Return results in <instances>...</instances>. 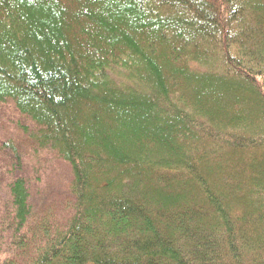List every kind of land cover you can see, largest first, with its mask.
Here are the masks:
<instances>
[{"label":"trees","instance_id":"obj_1","mask_svg":"<svg viewBox=\"0 0 264 264\" xmlns=\"http://www.w3.org/2000/svg\"><path fill=\"white\" fill-rule=\"evenodd\" d=\"M5 103L72 179L0 264H264V0H0Z\"/></svg>","mask_w":264,"mask_h":264},{"label":"rangeland","instance_id":"obj_2","mask_svg":"<svg viewBox=\"0 0 264 264\" xmlns=\"http://www.w3.org/2000/svg\"><path fill=\"white\" fill-rule=\"evenodd\" d=\"M36 132V126L10 103L0 105V208L8 203V184L21 177L34 208L48 206L50 213L57 214L70 196L71 168L39 145Z\"/></svg>","mask_w":264,"mask_h":264}]
</instances>
